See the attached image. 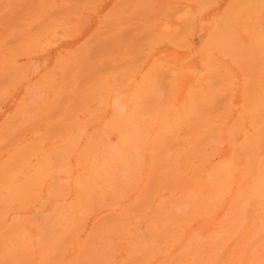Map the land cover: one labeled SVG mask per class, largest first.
Wrapping results in <instances>:
<instances>
[{
    "label": "rangeland",
    "instance_id": "rangeland-1",
    "mask_svg": "<svg viewBox=\"0 0 264 264\" xmlns=\"http://www.w3.org/2000/svg\"><path fill=\"white\" fill-rule=\"evenodd\" d=\"M12 1L14 4H12ZM12 1L11 0L0 1V5H1L0 6V21L1 20L3 21L2 24L0 23V48H1V50H0V61L3 62V63L0 62V78H1L0 79V92H1L0 93V97H1L0 98V127H1L0 131H2V132H0V140L2 141L3 138L6 139L5 140L6 142H4V140L2 141V143L4 142V144H2L0 141V165H1L0 166L1 167L0 168V188H1L0 189L1 190L0 191V208H1L0 209V213H1L0 214V221H2V222H0L1 223L0 224V231H3V230L5 231V232L3 231L4 233L2 232L0 234V235H3V238H1L3 240L0 239V251H1V253H0V264H4V262H5V264H8L10 261L9 258H11V257H13V258L11 259L9 264H26L25 261L28 262L29 260H32L33 256H34V258H33L34 261L32 260L33 261L32 264H38L37 251L42 250L43 248L46 249L50 246L49 242L53 241L52 239L56 235L55 233L58 232V230L61 228V226L63 225L65 220L69 217L71 212H74L73 210H75V209L77 210V204L79 203L78 200L80 201V198H78V196H77L76 187L79 188L77 185L81 186L80 182L82 183V181H83L82 178L86 179L85 175L88 174L90 163L96 168V170L99 169L100 167L102 168L103 163H104V165L108 164L106 166L108 167L109 184L112 187V189L114 190L115 194L119 197V203L122 202V203L126 204V203L133 201V200H136L135 197L137 198L138 192L136 190V186H134L135 190L133 193H131L133 191L132 185H134V184L132 182H130L129 179H130L131 171L133 170V166H135V165L140 166L142 164H139V163H146L149 161L150 152H149V149L147 148V145H146V141L148 139V137H146V136H152V135L156 136L160 133L165 132L166 134H168L169 137H172V136L174 137V135L176 134L175 132H177L176 127L174 125H176L178 123L180 126V123H182L180 121V119H181L180 118V116H181L180 112L184 116L186 109L184 110L183 107L187 108V101L189 100L188 95L194 89H195V91H197L196 88L198 90H199V88L206 89V90L209 89V91H211L210 89L213 90L214 89L213 87L216 86V82H217V79L215 78L217 73H215V72L218 71L219 75L221 77L222 74L224 75L225 72H227V74H225V76H227V75L229 76V74H228V71H229V73L232 76V77L229 76L230 78L227 76L229 79L225 78L226 80L225 79L224 80L226 82L222 79V77L220 78L218 76V79H220L221 80L220 82H222L223 84H221V86L217 85L218 89L223 88L222 89V97L225 98V96H226L227 98H225V100H228V99L231 100L232 99L231 100L232 107H231V105H229L230 107L228 106L229 109L231 108L232 111L229 110V111H226L225 113L222 114V116H224L226 119L225 122H226L227 126H230L231 123L236 119L237 116L246 115L245 110L247 112L250 109L249 108L250 103H252V104L256 103V100L259 98L258 96L257 97H255V96L258 95L256 93H258L257 91L260 90V85H262L264 83V66H263L264 65V57H263L264 52H262V50L264 51V36H263L264 35V0H187V1L186 0L185 1H183V0H152V3L150 0L146 4V5H148L147 6L148 8L145 5V7L147 9H145L144 6H142V2L145 1L144 3H146V1H148V0H142V2L140 0H139L140 2L137 0H99V1L98 0H96V1L95 0H89V1L88 0H68L69 2L67 0H52V1L51 0H38V1L33 0L35 3L32 0H21L22 2L20 0H12ZM39 1H41V5H39L40 4ZM157 1L161 5H159ZM37 2H39V3H37ZM249 2H250V4H248ZM19 3L20 4L23 3V4L20 5ZM87 3H90V4H87ZM136 3H138V4L141 3V7H143V8H141L140 6H137ZM144 3H143V5H144ZM148 3L149 4L151 3L150 4L151 6ZM162 3H164V4H162ZM3 4H4V6H3ZM27 4H29V5L27 6ZM47 4H49V5H47ZM135 4H136V7H135L136 10H134L135 8H133L135 6ZM153 4L156 5L157 9H156L155 5L152 6ZM8 5H9V7H8ZM52 5H53V7H52ZM246 5H247L248 9H247ZM60 6L62 8H60ZM161 6L164 7V9H162ZM65 7H66V9H65ZM150 7H152V8L154 7V10ZM140 8L142 9L143 12L141 11ZM10 9H11V11H10ZM77 9L79 12L77 11ZM240 9H242V10H240ZM260 9L262 12L260 11ZM144 10L145 11L148 10V13L145 12ZM151 10H152V12H151ZM155 10L156 11L158 10V12H156ZM239 10H240V12H239ZM243 10H244V12H243ZM70 11H72L73 13ZM121 11H122L123 15L121 14ZM257 11H260V12H257ZM3 12H5V13H3ZM14 12H16L17 16L20 15L19 16L20 18H18L14 14ZM235 12H236V16L233 17ZM23 13H25V14H23ZM44 13H46V14H44ZM54 13H56V14H54ZM232 13H234V14H232ZM7 14L8 15L13 14V15L8 16ZM47 14H48V16H50V18L47 16ZM69 14H71V16ZM136 14H138V15L136 16ZM251 14H252V16H251ZM60 15L62 17L63 16L64 17L62 18ZM116 15H117V17H116ZM51 16H52V18H51ZM105 16H108L107 18L109 20H106L107 18ZM110 16H112V18ZM143 16H145V17H143ZM227 16H230L231 19ZM3 17H4V20H3ZM22 17H23V20L21 19ZM27 17H29V19H30L29 21H32V22L27 23V21H28ZM239 17H241V18L239 19ZM253 17H255L254 19H257V20L252 21ZM117 18H119V19L117 20ZM227 18H229V20ZM235 20H237V21H235ZM39 21H41V22L43 21V23H41ZM51 21L53 22V24ZM65 21H67V22H65ZM228 21H230L232 23H230V22L227 23ZM9 22H10V25H9ZM54 22H55V24H54ZM57 22H58V24H57ZM4 23L5 24L7 23V25H5ZM11 23H13V24H11ZM31 23H33V24H31ZM38 23H39V25H38ZM46 23H48V24H46ZM17 24H19L20 29H19V26ZM21 24H24V25H21ZM26 24H27L28 28L25 26ZM67 24H68V26H66ZM251 24L253 27L251 26ZM46 25L48 26V28ZM230 25H231V27H230ZM9 26H11V28H10L11 30L9 29ZM29 26L32 27V29L29 28ZM44 26L47 29L46 31H45ZM53 26H55V27H53ZM64 26H65V28H64ZM98 26H99V28H98ZM117 26H119V27L123 26V28L120 30L119 28H117ZM5 27H7L8 29H6ZM12 27H14V29ZM15 27H16V29H15ZM250 27H251V29H250ZM22 28L28 29V31L25 30V34L27 32H29V30H30V32H32V34L27 33L26 36L25 35L23 36L22 34H24V32H23L24 30H22ZM35 29L37 31H38V29H41V30H43V32L45 31L44 32L45 34L42 33L41 30H40V33L36 32ZM52 29H53V31H52ZM14 30H15V32H14ZM21 30H22V33H21ZM48 30L51 32H48ZM216 31H217V33H216ZM16 32H18V33L15 36ZM34 32H35V35H34ZM234 32H236V33L234 34ZM257 32H259V33H257ZM102 33H103V35H102ZM91 34H93V35H91ZM27 35L29 37H27ZM33 35L36 38L35 41L31 40V39H35ZM104 35L106 37L107 36L108 37L106 38V37H104ZM215 35L217 36V38ZM114 36H115V38H118V37L120 38V41H119V38H118V40L113 39L114 41H117V42H115V43H117V47H119L118 44H120V43L122 44L123 41H125V43H126V41H128L126 44L129 46L126 45L127 47H125L126 50L128 49V52L125 51V48H124L125 45L122 47V48H124L123 49L124 51L123 50H121V51L124 52V54L126 52L127 55H129V59L133 57L132 61H133V59L136 58L134 60V62H132L135 64L132 65L133 67L131 66V68L137 67L136 69H134L135 70L134 71L135 76L129 75L128 72H127L128 75L126 74L127 69H125V68H127L126 66L128 64H130L129 61H131L127 58V56L119 54L116 56V59L115 58L113 59V57H111V55H113L114 51L116 52V54H117V52L120 53L118 51L119 49L117 47H115V50H114V48H113L114 46L112 44H110L111 41L107 42V40H106V39L112 40V37L114 38ZM260 36H261V38H260ZM25 37H27L31 41L30 40L28 41V39ZM109 37H111V38L109 39ZM143 37H145V39ZM148 37L150 40L157 38L156 44L153 40H151V42H153L154 44L149 46L150 43L149 44L147 43V46H146L144 40H146V42H148L147 41ZM256 37H258V38H256ZM37 38H38V40H37ZM93 38H94V40H93ZM95 38L99 39L100 41L95 39ZM124 39H126V40H124ZM212 39L216 40L219 44L221 43L220 45L215 44V46L216 45L219 46L220 51L216 49L217 46L215 47L216 51L214 50V47L211 48L213 45L210 47V44L208 42H211V41L213 42ZM160 40H161V42H160ZM32 41H34L35 43L34 42L32 43ZM95 41L98 42L99 44L94 43L95 45L94 44L90 45L92 48H89V44H92L91 42H95ZM140 41H141L140 45L142 47L140 46L141 49L136 50L138 48L134 47V45L136 44V46H138L139 43H137V42H140ZM204 41H205V43H204ZM82 42L87 43L88 44L87 47L91 51L88 52V49L85 51L86 46L82 45L83 46L82 47L81 46V44H83ZM159 42H160V44H159ZM31 43H32V45L30 46L31 49L29 51L26 47L29 48L28 45H30ZM100 43H102L104 45V47ZM130 43H132L131 45H133V48H134L133 51L132 50L130 51V46H131ZM35 44H37V45H35ZM42 44L45 47H43ZM143 44H144V47H143ZM157 44H159V45H157ZM212 44H214V42ZM240 44L242 45V47ZM79 45L81 47V51L83 50L81 53L83 54V52L84 53L86 52L83 55V57H81L82 59L84 58V60L86 62H84L82 60L80 61V59H78L81 63L78 62L77 63L78 65H75V64H73V62L75 60H77V58L79 57V53H78L79 51L76 52V54L73 51H76L77 50L76 47ZM101 46H102V48H101ZM206 46H209L208 48H210V50H209L210 52L208 51V49L205 48ZM15 48H18L20 50V52H18L19 51L18 49H17L18 51L17 50L15 51ZM32 48H34V49H32ZM43 48H44V51H43ZM79 48H78V50H79ZM98 48L100 49V53H102L103 55L99 53ZM103 48L105 50L104 52L101 51V49H103ZM133 48H131V49H133ZM151 48H153V49H151ZM201 48L204 50H202ZM260 48H262V50ZM92 49H95V50L97 49V52L94 50L92 51ZM106 49H108V50L106 51ZM226 49H229V50H226ZM245 49H246V51H245ZM12 50H14L15 52L14 51L12 52ZM112 50H113V52H112ZM199 50H202L201 52H203V53L205 50H207L210 53L211 58H210V56L207 55L209 53H205V55L204 54L202 55L203 57L205 56L206 59L209 57V59H208L209 62L206 59H205L206 61L203 60V61H205V63L200 60L202 58L201 53L200 52L195 53V51H199ZM224 51H226V52H224ZM229 51H231L234 54L233 56L235 58L239 57V56L240 57L233 59L232 57H230L232 54ZM90 52H95V53H93V55L95 54V56H93L92 53H90ZM105 52H107V53L110 52V55L108 56ZM133 52L135 54L138 53L139 55L138 54L135 55V54H133ZM141 52H144V53L146 52V55L143 54L140 56ZM147 52H149V53H147ZM227 52L231 55L228 57H224V56H226L225 54H227ZM18 53L19 54L24 53L25 55L24 54L19 55ZM73 53H74V55H73ZM191 53H193V54H191ZM249 53H250V56H248ZM15 54H18V55H16V58H15V56H13ZM88 54H91V56L90 55L88 56ZM105 54L108 56V57L105 56V58L107 57L110 61H112L110 63L107 61L109 63V65H107L105 63L106 60H108V59H106L104 62H100L101 60L99 58H102ZM195 54H196V56H195ZM229 54H227V55H229ZM238 54H240V55L238 56ZM21 55H24V56H21ZM72 55H73V57H72ZM147 55H149V56L147 57ZM206 55L208 57H206ZM241 55L244 58L242 61L240 60L242 58ZM19 56H21V57H19ZM99 56H101V57H99ZM144 56L147 57L148 60ZM253 56L255 59L252 58ZM255 56H257V57H255ZM2 57H3V59H1ZM94 57L100 60V61L99 60L98 61L100 62L99 64H101V67L99 66V64L97 65V63H98L96 61L97 59L95 60ZM143 57L147 61L142 60ZM245 57L250 58V61L252 58L254 60V62H253V60H252V62H249V59L248 58L246 59ZM258 57H259V60H258ZM14 58L16 59V61ZM70 58H71V60H69ZM73 59H74V61H73ZM57 60H59V62ZM62 60L64 62H62ZM125 60H127V61L125 62ZM136 60H137V62H136ZM185 60H186V62H185ZM255 60H258V62H255ZM71 61H73V62H71ZM94 61H96V62L94 63ZM102 61H103V59H102ZM122 61H124L127 65H125V63ZM138 61H139V63L144 61V63L139 64ZM233 61H235V62L233 63ZM239 61H241V63ZM66 62H68V63H66ZM90 62H92L93 64H91ZM121 62L125 65V67L124 66H123V68L121 67L123 65V64H121ZM153 62H154V64H153ZM4 63H5V66H4ZM28 63H29V68L27 66ZM70 63H72L77 69H79V68H81V69L77 70L74 67V73H71L72 72L71 68L73 67V65L71 64L72 67H70ZM74 63H76V62H74ZM85 63H86V65H85ZM111 63L114 64L113 67L111 66ZM137 63H138V65H137ZM157 63H158V66H157L158 68L156 67L157 68V70H156L155 64H157ZM250 63H251V65H250ZM252 63L254 64V66H252L253 65ZM257 63L261 64V67H259L260 65ZM20 64L23 65L24 69L22 68V65L20 66ZM79 64H82L81 66L85 68V71H87V69L91 66L92 70L88 69V72H89V70H91V72H89V75L87 72L84 71V69L82 67H80ZM89 64H91V65H89ZM104 64L107 65L106 66L107 68L105 67ZM150 65L152 67H154L153 69H155V71L152 69V67L150 68ZM210 65H211V67L208 69H210L211 71H209L208 73H210L211 75H209L207 73L208 69L203 75V72L205 71V68H206L205 66L209 67ZM248 65H250V66H248ZM85 66H87L88 68L86 69ZM97 66L99 67L98 70L96 68ZM116 66H117V68H116ZM54 67L55 68L57 67V69L60 68V70H57V69L54 70L55 69ZM61 67L63 68V70ZM67 67H68V69H66ZM102 67H103V69H102ZM109 67H111L113 69H110ZM114 67L117 69V71H116L117 75L116 74H114V75L109 74V76H108V73L110 71H111L110 73H112V70L113 71L116 70ZM120 67L122 70L120 69ZM160 67H161V70H160ZM225 67H226L227 71L225 70ZM239 67H240V69H239ZM20 68L23 70H21ZM94 68H96V69H94ZM128 68L131 70L130 65H128ZM243 68L246 70V72H248V71L250 72V73H248L249 76H250V74H252V75L255 74L256 77L254 75L253 76L251 75L252 77L250 76V78H248L247 75H244L245 72L241 73V72L245 71ZM249 68H250V70H248ZM258 68H262L263 72H262V70H258ZM13 69H15V70H13ZM99 69L102 70L101 71L102 73L106 71L105 72L106 75L103 77H106L107 80L108 79L110 80V81L106 82L107 84L103 83L105 86L102 85L104 78L103 77H102L103 79L100 78L101 77L100 75H102V74H101ZM109 69H110V71H109ZM119 69H120V73H122V74L119 73V71H118ZM158 69L161 73L163 72L165 74L161 75L160 73H157ZM168 69H169V71H168ZM174 69L176 70V72H174L175 71ZM188 69H190V71ZM213 69H215V70L213 71ZM186 70H188V71H186ZM20 71H22V72H20ZM77 71H79V72H77ZM121 71H123V72H121ZM132 71H131V74H132ZM164 71H166L167 73ZM258 71H261L260 75L257 74V73H259ZM8 72H10V73H8ZM82 72H85L87 74L84 75ZM93 72L94 73H97V72L100 73V75L98 73L99 77H96V78H98V80H96L97 82L95 81L96 84L98 82L102 81L101 84L98 83L96 85L94 83V87L96 86V89H97L99 87L98 85L104 86L105 87L104 90H106V91H104L103 89H101L103 91H100L99 88H101V87H99L97 90L102 92V93H100V92H99L100 94L94 93L95 95L94 96L92 95L93 98H91L90 93H91L92 89L90 90L91 85L89 86V84H91L92 81L95 79V77H94V79L92 80V78H93L92 76H94V75L96 76V74H93ZM22 73H23V76L21 75ZM75 74H76V76H75ZM77 74H78V76H77ZM79 74L84 75V76H81ZM91 74H93V75H91ZM158 74H160V79H158L159 78ZM173 74L174 75L177 74V75H175V78L174 77L170 78L169 76L171 75V77H172ZM178 74H180V75H178ZM214 74H215V76H214ZM53 75H55L54 79H53ZM257 75L259 77H257ZM79 76H81V78H78ZM161 76H162V78H161ZM165 76H167L166 77L167 80H165L166 79ZM5 77L8 78V80H6ZM9 77H12V78L9 79ZM39 77L53 81V82L50 83L47 80L44 82L43 81L44 79L41 81L39 79ZM75 77H76V79H74ZM122 77L123 78L126 77V79H128V80L125 81V79L123 80ZM112 78H114V79H112ZM176 78H177V80H175ZM198 78L200 80L197 81ZM257 78L258 79L260 78V80H256ZM81 79H82V81H81ZM84 79L87 80L86 85L84 83V81H85ZM145 79H147V81ZM213 79H216V80H214V82H213ZM254 79H255V81H253ZM79 80H80V82H78ZM162 80L163 81L165 80L166 83H165V81L162 82ZM174 80H175V82H174ZM5 81H6V83H5ZM14 81L16 82V84ZM72 81L74 82L73 85L71 84ZM119 81H121L122 84L124 82V84H123L124 88L121 87L122 84H120ZM143 81H145L146 83H144ZM148 81L151 82V84ZM231 81L234 82L233 85H232ZM247 81L248 82L251 81V84L249 83L250 84L249 85ZM256 81H258L259 83H262V84H260L259 86L256 85L255 87H257V88L253 89L252 84L253 85H255V83L259 84ZM10 82H11V84L14 82V84L11 85ZM43 82L45 84H43ZM220 82H218L217 84H219ZM252 82H254V83H252ZM2 83L4 85L1 86ZM60 83H62V84H60ZM76 83H78V85ZM115 83L117 85H115ZM176 83H178V85H176ZM228 83L231 84L233 86V88H228L231 86V85L227 86ZM246 83H247V86H245ZM113 84H114V86H113ZM138 84H139V86H138ZM153 84L155 86H157L154 89H153V86H154ZM171 84L173 86H171ZM46 85L49 86L48 87L49 89L51 87V89L50 90L46 89L47 88ZM84 85H85V87H87V89L84 88ZM142 85H143V87H147L148 85L149 86L145 89H142L143 88V87L141 88ZM174 85H176V87ZM198 85H199V87H198ZM201 85H202V87H200ZM44 86H45V88H43ZM62 86H63V88H61ZM107 86H109L113 89L108 88ZM192 86L194 89L192 88ZM249 86L252 88L251 91H250ZM149 87H150V89H148ZM80 88H81V91H82V89L84 90V92H82V93L83 94L85 93L84 94L85 96L81 93H77L80 90ZM115 88H117V89H115ZM168 88H170L171 90H169ZM226 88H227V90L232 89V91L227 92V90H224ZM243 88L248 89L249 91L245 90ZM65 89H66V91H65ZM70 89H71V91H70ZM146 89H148V91L151 90V92L153 90L156 91V92H152L153 96H155V98L152 96L155 99V101L151 96L148 95L149 92L146 93V91H147ZM173 89H174V91H173ZM3 90H5V91H3ZM51 90L53 91V93ZM85 90H87V91H85ZM112 90H114L115 92L114 91L112 92ZM116 90H118V91H116ZM243 90H245V91H243ZM57 91H59L61 93V96H60L59 92L57 93ZM69 91L72 92V94ZM93 91H96L95 88ZM246 91H247V93L249 92V94H247ZM3 92H5V93H3ZM55 92L57 93L56 94L57 96L54 95ZM144 92L147 95L144 94ZM173 92H175V93H173ZM188 92H189V94H187ZM231 92L233 93V95L231 94L232 96L230 97V96H228V94H230ZM253 92L254 93L256 92V93L254 94ZM170 93L173 96L172 98H171V96H167V94H170ZM6 95H8V96H6ZM70 95H71V97H70ZM76 95H79V97H77V99H76ZM144 95L149 96V98H151V99L148 98V100L145 101V99L147 97L146 96L144 97ZM243 95L244 96L246 95L245 97H247V99ZM59 96H60V98H59L60 100L58 99ZM80 96H84V98L86 97V100L82 99L83 97H80ZM140 96H143V97H140ZM53 97H54L53 101L57 100V99L58 100L55 102H50V101H52L51 98H53ZM250 97H251V100L248 101L250 99ZM35 99L38 102L37 104H35L36 103ZM95 99H96V103L94 102ZM21 100L23 102H21ZM33 100H34V102H33ZM44 100H46V101H44ZM68 100H71V101L69 102ZM73 100H74V102L77 101L76 102L77 104L74 105ZM82 100L85 102H82ZM156 100H157V104H158V102L160 104V105L158 104V107L156 104ZM87 101H88V103H87ZM151 101H152V103H151ZM161 101L163 103H161ZM251 101H253V102H251ZM52 103H55V104H52ZM62 103H63V105H62ZM90 103H92V105ZM104 103H105V106L103 105ZM148 103H151V104L148 105ZM184 103H185V105H184ZM246 103L248 104V106ZM25 104L28 106V108L25 107ZM106 104L108 106H106ZM242 104L243 105L245 104V106L242 107L243 106ZM252 104H251V108H252ZM38 105H40V106H38ZM69 105H71V106H69ZM95 105H98V106L95 107ZM155 106H156V109H158V110L154 109ZM255 106H257V105H255ZM18 107H20V108H18ZM34 107H35V109H33ZM72 107H74V108H72ZM75 107H79V108L81 107V110L79 108H75ZM46 108L48 110H46ZM67 108H69V109H67ZM148 108H149V110H148ZM20 109H21V112H20ZM70 109L71 110L74 109V111L72 110L73 115L71 114ZM75 109L78 110V113H77V110H75ZM166 109L169 112H167ZM25 110L27 111L28 114H26ZM87 110H88V112H87ZM155 110L157 111V113L155 112ZM14 111L20 112V113H15ZM32 111H34V114ZM59 111H62V112H59ZM65 111H67V112L65 113ZM68 111H70V113H68ZM81 111H83V112H81ZM22 112L24 113V115H22ZM42 112H43V114H42ZM89 112L91 114H94V115H91ZM151 112L153 113L152 115L150 114ZM249 113H250V110H249ZM249 113L247 112L248 115H249ZM15 114H18V115L16 116ZM41 114H42V116H41ZM63 114H65V115H63ZM68 114H71L72 116L68 115ZM76 114H77V117H76ZM239 114H241V115H239ZM62 115L64 116V118ZM90 115L93 116V118L90 117ZM49 116H50V118H49ZM38 117H40V118H38ZM58 117H60V118H58ZM74 117L77 119H75ZM5 118H7V119H5ZM46 118H47V120H46ZM67 119L68 120L70 119V120L68 121ZM20 120H22L24 123L22 122V124H18V123H21ZM71 120H73L74 122ZM85 120H87V121L84 122ZM57 121L59 122L58 124L54 123ZM175 121H177V122H175ZM178 121H180V123ZM8 122L11 124H9ZM66 122H67V126H66ZM71 122H73L74 124L73 123L71 124ZM166 122H168V124H166ZM27 123H28V125H27ZM162 123H165V127L162 126V125H164ZM24 124H26V125H24ZM3 125H5L4 127H8L9 129L8 128L5 129L4 127L2 128ZM14 125H15L16 129H15ZM21 125H22V127H21ZM75 125H77L76 128H75ZM80 126H81V128H80ZM50 127L52 128V130ZM148 127H150V128H148ZM53 128H54L55 132L57 131L56 133L53 131ZM25 129H26V131H25ZM151 129H152V131H151ZM15 132H17V133H15ZM23 132H25L26 134H22ZM38 132H39V135H38ZM2 133H3V135H2ZM60 133H62V134H60ZM42 134H43V136H42ZM37 135L39 137H37ZM217 135H218V137H216V138L213 137V141H216L217 144H216V142H214V143L208 144L206 146V147L210 146L206 150H207V152H209L211 154V156L213 155L211 160H209L210 162H208L209 168L211 169V171H214V170L217 171V173H215V171L212 172L209 175V177L217 176L218 179H220V178H221V180L225 179V178H222V177H224V175H223L224 171H225L224 172L225 175H226V173L227 174L229 173L228 174L229 177L232 174H234V175H232V177H231L232 179L230 178V180H232V182L229 181V179H228V182L226 181V179L223 180L224 185H226V183L231 184V185L229 184V186H227V188L221 182V184L224 186L223 190H224L226 199L223 201L224 203H223L222 207L215 214L212 215L213 218H211V219L207 218L205 221L203 218L197 217V212H199L198 208L193 206L191 202H189L187 204L186 200L183 199L184 193L186 192V190L183 189V186H181L179 188L180 189L179 191L174 192V193L170 190H169L170 192L169 191L165 192L166 191L165 190L162 192V196H161V200H163V202L168 203L172 207H177L178 211L181 209L180 211H184L185 213L188 214L187 217L190 216V218L195 219L192 223H190L191 221L188 223L187 229H190L189 231H191V232L192 231H195L196 233L200 232L202 236L206 235L207 233H208V235H212L215 232V230H214L215 227L221 225V223H222L221 222L222 221V215L224 213H225V215H226V213H227V215H231L234 213L235 214H241V208L239 207V205H237L238 201L241 200V197L243 198L246 194H249V192L247 190L239 187L240 186L239 183H241L240 181L242 179H244V177H246V168H247V164H245L247 162V158L245 157L246 154L241 150V146L239 144L240 140L235 138V141H234V139H233L234 137L232 135H231V137H229L230 133L227 132L226 128L223 129L222 131H220V135L219 134H217ZM15 136H16V138H13ZM228 137L232 138L233 141H232V139H230L232 142L228 141ZM40 138H42L41 139L42 141L44 139V141L41 144H39L41 141H38V140H40ZM67 139H68V141H67ZM72 139H73V141H72ZM15 140L17 141V143H15L16 142ZM32 140H33V142H32ZM36 141L38 144L36 143ZM69 141L71 144L66 143ZM25 145H30V147L25 146ZM55 145H57V146H55ZM59 145H60V147H59ZM213 145L218 146V147L215 146L217 149ZM33 146H34V148H33ZM27 147L30 149H28ZM61 147H63V148H61ZM20 148L22 150H20ZM26 148L28 151L26 150ZM2 149L3 150L6 149V151L5 150L2 151ZM38 149L40 150V152H38V154H37V151H39ZM52 149H56L57 153H56V151H54ZM35 150H37V151H35ZM51 150H52V152H50ZM58 150H60V152ZM212 150L215 151V154L211 153ZM19 151H21V152H19ZM65 151L67 152V154ZM12 152L14 153L13 155H11ZM17 152L19 153V159L17 157L18 156ZM30 152H32V157H31ZM33 152H35L37 155H34ZM20 154H22V155H20ZM13 156H15V157H13ZM49 156H50V158H49ZM23 157H25V158H23ZM171 157L173 159H174V157L178 158V156L175 152L171 153ZM61 158L63 159V162H62ZM177 158H176V160H177ZM47 159L50 161H48ZM5 160H6V162H5L6 164L4 163ZM29 160H31V161H29ZM36 160H38V161L40 160L41 161L40 163L43 164V166L41 164H39L38 161H36ZM53 160H55V161H53ZM233 160L235 161V163ZM20 161H21V164L19 165ZM35 162H37V163H35ZM8 163L10 165H8ZM53 163H54V166H52ZM15 165H17V166H15ZM32 165H33V167H30ZM14 166H15V168H14ZM47 167L49 168L50 172L48 170H46ZM236 167H238V168H236ZM243 167H246L245 170H243L244 169ZM41 168H42V170H41ZM7 169L9 170L8 173L9 172H11V173L7 174ZM86 169H87V171H84ZM17 170L21 171L22 173L19 175V173H18L19 171L16 172ZM37 170H39L41 172H38ZM228 170H231V171H228ZM1 171H3V173ZM242 171H243V173H242ZM253 171L255 172V170H253ZM253 171H252V173H253ZM14 172H15V174H14ZM257 172H258V170H257ZM5 173H6V176H5ZM219 173H221V174H219ZM30 174H32V175L29 177ZM44 174L45 175L48 174V175H46L47 177L42 179L40 176L44 177L45 176ZM214 174H216V175H214ZM38 175H39V177H38ZM82 175H84L85 177H83ZM34 176H36L37 178L35 179ZM80 176H82V178H80ZM228 176H227V178H229ZM5 177H6V179H4ZM1 179H2L3 183L1 182ZM26 179H29V180L26 181ZM40 179H42L43 183H41ZM78 179H80V180H78ZM16 180H17V183H16ZM19 182H21V183H19ZM24 182H25V184H24ZM129 182L132 184L131 186L129 185ZM32 183H33V186H32ZM39 183H41L42 185ZM35 184H37L38 187ZM9 186H11V187H9ZM16 187H17V189H16ZM13 189H14V191H13ZM18 190L20 191V193H17V192H19ZM24 190L26 193L24 192ZM238 190H239V192H238ZM12 191L14 193L16 192L17 194L12 193ZM241 191L242 192L244 191L243 194H241ZM11 194H13V195H11ZM22 194L24 195L25 198L21 197ZM14 195L16 197H13ZM17 195H19L20 198H18ZM26 197L28 199L30 198V201L27 200ZM19 200H20V202L23 203V204H21L22 207L19 205L20 204V202H18ZM35 200H36V202H35ZM23 201L25 203H27V205H30V206H26V204ZM31 202H32V204H31ZM172 202H174V203L172 204ZM178 202H181L180 203L181 205H177ZM234 202H235V204H234ZM182 204H184V205L182 206ZM185 204L189 207L188 209H186L187 207ZM5 206H7L9 208H6ZM262 206H264V203ZM230 207H233V208L230 209ZM4 208H6V209H4ZM229 209L233 210V211H230ZM236 209H237V211H236ZM2 211L4 213H2ZM186 211H190V213H188ZM80 213H82V212H80ZM24 216H25V218H23ZM26 217H28V219H29L28 221L31 220V222H28ZM22 218L25 220H23ZM86 220H87L86 225L89 227L93 222V215L92 216L89 215V217L86 218ZM4 221H5V223H4ZM25 221H26V223L23 224L22 222H25ZM150 222H151L150 219H148V218L145 219V224L150 223ZM219 222H220V224H219ZM19 223H22L20 225L21 227L19 225H17ZM8 224L9 225L13 224L14 226L15 225H17V226L14 227L12 225L13 228L11 227V229L8 226V230H7ZM25 227H26V229H24ZM132 228L133 229L130 230L129 237L125 238L126 240H129V242L126 241L125 239L122 240V239H119L116 236H114V237H111L113 242L111 239H109V241H107L105 245H103V244L99 245V243L95 245V248L102 245L101 246L102 248L99 247V249L102 251V253H101V251H98V249L94 248L95 249L94 253H97V256L99 258L101 256V258H102V259H100L101 260L100 264H109V263L110 264H117V262L123 256L126 255L125 251L127 252V250H131L134 247L133 242L135 241V239L138 238L137 237L138 234H136V233H139L140 234L139 236L141 237L142 236V233H141L142 228L140 230H137V231H136L135 227H132ZM27 232H29V233H27ZM132 232H133V235H132ZM11 233H13V235ZM23 233H24V237H22ZM30 233L32 235V239L34 240L33 241L34 246L36 247V248L34 247L36 250L34 249L35 252L33 255L31 253L33 250L22 253L23 247L26 248L25 246L27 244L26 241H23V239L24 240L27 239V238H25V236L30 237L31 236ZM7 234H11V237ZM82 234H84V233H82ZM4 235H5V237H4ZM84 235H83V237H84ZM8 237L11 238L10 241H9ZM4 238L7 239L6 242H4L5 241ZM38 238H40L39 241H38ZM131 238L133 239V242H131V245L128 246V243H130ZM207 238H206V240H207ZM12 240H16V241L18 240V241L12 242ZM20 241L21 242L23 241V243H21ZM19 242L21 245H19ZM24 242L26 243L25 246H23ZM110 242H112L111 245L109 244ZM52 243H51V245H52ZM115 243H118V244L120 243L119 247L116 246ZM171 243L172 242L169 241L168 245H167V243H166V245L160 244L161 248L158 249V251L159 250L160 251L157 253V255H155L154 258H152L146 264H159L160 262H162L160 264H173V260H175L173 258L174 256H178L179 258L176 257L179 260L177 262H179L180 264H183V261L182 262L180 261V258H181V260L183 258L181 257V255L180 256L178 255L181 253L179 245L173 244V243L171 244ZM206 244H207V242H206ZM37 245L39 248L37 247ZM108 245H109V250L107 249ZM45 246H48V247L45 248ZM171 248H173V249H171ZM166 249L168 252L170 251V253L166 252ZM120 250H121V252H120ZM8 251H10V252H8ZM24 251H26V250L23 249V252ZM105 251H107V252H105ZM15 252H16V254H15ZM17 253H19L20 257L18 256ZM26 253H29L32 256H30L29 254H26ZM104 253L107 254L105 257H104V255H105ZM2 254L4 255V257ZM22 254L30 256V258L27 256L23 258V257H21ZM69 255H70V251H68V256ZM97 256L95 255L94 257H97ZM5 257H6V259L4 261L3 259ZM106 257H108V258H106ZM111 257H115L116 259H113V258L111 259ZM166 257H167V259H166ZM20 258H23V259L27 258L28 261L23 260V259L19 260ZM171 259H173V260H171ZM28 264H30V263L28 262Z\"/></svg>",
    "mask_w": 264,
    "mask_h": 264
},
{
    "label": "bare ground",
    "instance_id": "bare-ground-1",
    "mask_svg": "<svg viewBox=\"0 0 264 264\" xmlns=\"http://www.w3.org/2000/svg\"><path fill=\"white\" fill-rule=\"evenodd\" d=\"M0 1H2V0H0ZM4 1H6V0H4ZM12 1V0H11ZM21 1V0H20ZM33 1V0H32ZM36 1V0H35ZM38 1V0H37ZM52 1V0H51ZM68 1V0H67ZM89 1V0H88ZM96 1V0H95ZM99 1V0H98ZM137 1H139V0H137ZM141 2H142V0H140ZM139 1V2H140ZM150 0H148V1H146V3H144L145 1H143L142 2V6H144V8L145 9H147L148 7V5H146L147 4V2H149ZM183 1H185V0H183ZM187 1V0H186ZM22 2V1H21ZM30 2V1H29ZM34 2V1H33ZM40 2V4L39 5H41V1H39ZM39 2H37V3H39ZM69 2V1H68ZM67 2V3H68ZM131 2V1H130ZM155 2V1H154ZM153 2V3H154ZM158 2V1H157ZM168 2V1H167ZM193 2V1H192ZM195 2V1H194ZM248 2V1H247ZM255 2V1H254ZM3 3V2H2ZM1 3V4H2ZM9 3V2H8ZM18 3V2H17ZM28 3V2H27ZM35 3V2H34ZM92 3V2H91ZM143 3H144V5H143ZM151 3H152V0H151ZM150 3V4H151ZM240 3V2H239ZM243 3V2H242ZM257 3V2H256ZM12 4H14L13 3V1H12ZM20 4V3H19ZM23 4V3H22ZM22 4H20V5H22ZM26 4V3H25ZM87 4H90V3H87ZM86 4V5H87ZM133 4V3H132ZM137 4V6H140L141 7V3H136ZM136 4H135V6L133 7V8H135L136 7ZM149 4V3H148ZM149 4V5H150ZM157 4V3H156ZM158 4L159 5H161L159 2H158ZM162 4H164V3H162ZM201 4V3H200ZM248 4H250V2L248 3ZM29 4H27V6H28ZM31 5V4H30ZM34 5V4H33ZM47 5H49V4H47ZM54 5V4H53ZM53 5H52V7H53ZM85 5V6H86ZM145 5H146V7H145ZM155 4H153L152 6H154ZM253 5V4H252ZM257 5V4H256ZM1 6V5H0ZM3 6H4V4H3ZM13 6V5H12ZM124 6V5H123ZM128 6V5H127ZM133 6V5H132ZM151 6V5H150ZM255 6V5H254ZM8 7H9V5H8ZM17 7V6H16ZM31 7V6H30ZM64 7V6H63ZM155 7H156V5H155ZM232 7V6H231ZM230 7V8H231ZM235 7V6H234ZM233 7V8H234ZM239 7V6H238ZM246 7H247V5H246ZM256 7V6H255ZM21 8V7H20ZM29 8V7H28ZM39 8V7H38ZM60 8H62L61 6H60ZM122 8V7H121ZM141 8H143V7H141ZM140 8V9H141ZM150 8H152V7H150ZM161 8L162 9H164V7H162L161 6ZM6 9V8H5ZM34 9V8H33ZM53 9V8H52ZM58 9V8H57ZM65 9H66V7H65ZM76 9V8H75ZM88 9V8H87ZM138 9V8H137ZM153 10H154V7L152 8ZM156 9H157V7H156ZM238 9V8H237ZM244 9V8H243ZM247 9H248V7H247ZM25 10V9H24ZM28 10V9H27ZM59 10V9H58ZM134 10H136V8L134 9ZM149 10V9H148ZM148 10L147 11H145V12H147L148 13ZM228 10V9H227ZM240 10H242V9H240ZM240 10H239V12H240ZM251 10V9H250ZM254 10V9H253ZM8 11V10H7ZM10 11H11V9H10ZM33 11V10H32ZM45 11V10H44ZM56 11V10H55ZM77 11H78V9H77ZM76 11V12H77ZM113 11V10H112ZM141 11H142V9H141ZM156 11V10H155ZM162 11V10H161ZM232 11V10H231ZM255 11V10H254ZM260 11H261V9H260ZM260 11H257V12H260ZM9 12V11H8ZM17 12V11H16ZM16 12H14V14L16 15ZM70 12H72V11H70ZM75 12V13H76ZM79 12V11H78ZM124 12V11H123ZM143 12V11H142ZM151 12H152V10H151ZM156 12H158V10L156 11ZM234 12V11H233ZM243 12H244V10H243ZM262 12V11H261ZM3 13H5V12H3ZM22 13V12H21ZM32 13V12H31ZM51 13V12H50ZM53 13V12H52ZM58 13V12H57ZM73 13V12H72ZM74 13V14H75ZM141 13V12H140ZM23 14H25V13H23ZM22 14V15H23ZM33 14V13H32ZM44 14H46V13H44ZM54 14H56V13H54ZM59 14V13H58ZM61 14V13H60ZM121 14H122V11H121ZM144 14V13H143ZM227 14V13H226ZM232 14H234V13H232ZM238 14V13H237ZM8 15V14H7ZM6 15V16H7ZM13 14H11V15H8V16H12ZM27 15V14H26ZM52 15V14H51ZM65 15V14H64ZM67 15V14H66ZM70 16H71V14H69ZM68 15V16H69ZM73 15V14H72ZM120 15V14H119ZM123 15V14H122ZM121 15V16H122ZM138 14H136V16H137ZM145 15V14H144ZM150 15V14H149ZM243 15V14H242ZM256 15V14H255ZM4 16V15H3ZM17 16V15H16ZM20 16V15H19ZM19 16H17L18 18H20ZM31 16V15H30ZM29 16V17H30ZM43 16V15H42ZM47 16H48V14H47ZM53 16V15H52ZM52 16H51V18H52ZM57 16V15H56ZM61 16V15H60ZM154 16V15H153ZM152 16V17H153ZM233 16V15H232ZM236 16V12H235V14H234V16L233 17H235ZM251 16H252V14H251ZM14 17V16H13ZM12 17V18H13ZM29 17H27L28 18V21H27V23L28 22H32V21H29L30 19H29ZM49 18H50V16H48ZM62 17V16H61ZM64 17V16H63ZM62 17V18H63ZM67 17V16H66ZM106 18L108 17V16H105ZM111 18H112V16H110ZM116 17H117V15H116ZM143 17H145V16H143ZM227 17H229L230 18V16H227ZM6 18V17H5ZM11 18V19H12ZM26 18V19H27ZM56 18V17H55ZM61 18V19H62ZM110 18V19H111ZM229 18H227L228 20H229ZM241 17H239V19H240ZM255 17H253V20L252 21H254V20H257V19H254ZM7 19V18H6ZM9 19V18H8ZM22 20H23V17L21 18ZM25 19V18H24ZM37 19V18H36ZM43 19V18H42ZM67 19V18H66ZM119 18H117V20H118ZM231 19V18H230ZM233 19V18H232ZM237 19V18H236ZM3 20H4V17H3ZM41 20V19H40ZM51 20V19H50ZM60 20V19H59ZM105 20V19H104ZM103 20V21H104ZM106 20H109L108 18L106 19ZM141 20V19H140ZM139 20V21H140ZM147 20V19H146ZM44 21V20H43ZM43 21L41 22V21H39V22H41V23H43ZM68 21V20H67ZM67 21H65V22H67ZM235 21H237V20H235ZM239 21V20H238ZM241 21V20H240ZM2 20L0 21V23L2 24ZM24 22V21H23ZM52 22V21H51ZM230 21H228L227 23H229ZM62 23V22H61ZM60 23V24H61ZM118 23V22H117ZM123 23V22H122ZM230 23H232V22H230ZM237 23V22H236ZM5 24V23H4ZM11 24H13V23H11ZM31 24H33V23H31ZM46 24H48V23H46ZM52 24H53V22H52ZM54 24H55V22H54ZM57 24H58V22H57ZM110 24V23H109ZM235 24V23H234ZM5 25H7V23L5 24ZM9 25H10V22H9ZM18 26H19V24H17ZM21 25H24V24H21ZM38 25H39V23H38ZM50 25V24H49ZM102 25V24H101ZM229 25V24H228ZM233 25V24H232ZM27 28H28V26H27V24L25 25ZM31 26V25H30ZM29 26V28H31L32 29V27H30ZM47 26V25H46ZM66 26H68V24L66 25ZM100 26V25H99ZM99 26H98V28H99ZM113 26V25H112ZM216 26V25H215ZM251 26H252V24H251ZM8 27V26H7ZM7 27H5L6 29H8ZM23 27V26H22ZM50 27V26H49ZM53 27H55V26H53ZM52 27V28H53ZM121 27V26H120ZM119 26H117V28H119L120 30L123 28V26L120 28ZM230 27H231V25H230ZM253 27V26H252ZM11 28V26H9V29ZM13 29H14V27H12ZM36 28V27H35ZM38 28V27H37ZM44 28H45V31L47 30L46 29V27L44 26ZM43 28V29H44ZM47 28H48V26H47ZM57 28V27H56ZM64 28H65V26H64ZM12 29V30H13ZM15 29H16V27H15ZM18 29V28H17ZM19 29H20V26H19ZM54 29V28H53ZM53 29H52V31H53ZM118 29V30H119ZM239 29V28H238ZM250 29H251V27H250ZM11 30V29H10ZM22 30H24L23 32H24V34H22L23 36L25 35L26 36V34L27 33H31L32 34V32H30V30H29V32H27L26 34H25V30L26 31H28V29H23L22 28ZM22 30H21V33H22ZM36 30V29H35ZM34 30V31H35ZM40 30L41 29H38V31L36 30V32H39L40 33ZM50 30V29H49ZM48 30V32H51V31H49ZM68 30V29H67ZM116 30V29H115ZM226 30V29H225ZM237 30V29H236ZM42 31V33H44L43 32V30H41ZM56 31V30H55ZM69 31V30H68ZM76 31V30H75ZM109 31V30H108ZM233 31V30H232ZM12 32V31H11ZM14 32H15V30H14ZM19 32V31H18ZM18 32H16V34H15V36L17 35V33ZM71 32V31H70ZM99 32V31H98ZM213 32V31H212ZM222 32V31H221ZM216 33H217V31H216ZM236 32H234V34H235ZM257 33H259V32H257ZM6 34V33H5ZM11 34V33H10ZM37 34V33H36ZM45 34V33H44ZM105 34V33H104ZM113 34V33H112ZM122 34V33H121ZM225 34V33H224ZM233 34V35H234ZM21 35V36H22ZM34 35H35V32H34ZM33 35V36H34ZM38 35V34H37ZM91 35H93V34H91ZM90 35V36H91ZM98 35V34H97ZM96 35V36H97ZM102 35H103V33H102ZM217 35V34H216ZM215 35V36H216ZM54 36V35H53ZM100 36V35H99ZM112 36V35H111ZM224 36V35H223ZM226 36V35H225ZM259 36V35H258ZM264 36V35H263ZM7 37V36H6ZM14 37V36H13ZM27 37H29L28 35H27ZM27 37H25V38H27ZM38 37V36H37ZM55 37V36H54ZM104 37H106L105 35H104ZM108 37V36H107ZM106 37V38H107ZM117 37V36H116ZM249 37V36H248ZM8 38V37H7ZM16 38V37H15ZM14 38V39H15ZM31 38V37H30ZM34 38H35V36H34ZM56 38V37H55ZM91 38V37H90ZM111 37H109V39H110ZM119 38V37H118ZM118 38H115V36H114V38L112 37V40L113 39H117L118 40ZM122 38V37H121ZM130 38V37H129ZM142 38V37H141ZM144 39H145V37H143ZM154 38V37H153ZM216 38H217V36H216ZM256 38H258V37H256ZM255 38V39H256ZM260 38H261V36H260ZM10 39V38H9ZM17 39V38H16ZM28 39V38H27ZM87 39V38H86ZM95 39H97V38H95ZM101 39V38H100ZM127 39V38H126ZM126 39H124V40H126ZM132 39V38H131ZM136 39V38H135ZM134 39V40H135ZM143 39V40H144ZM156 39L157 38H155V39H151V40H153L154 42H155V44H156ZM159 39V38H158ZM30 39H28V41H29ZM31 40H36V38L35 39H31ZM30 40V41H31ZM37 40H38V38H37ZM92 40V39H91ZM93 40H94V38H93ZM97 40H99V39H97ZM107 40V42H110V44H112L114 47V50H115V47H117V43H115V42H117V41H112L111 39L110 40H108V39H106ZM133 40V41H134ZM151 40L149 39V37H148V39H147V41L148 42H146V40H144V42H145V45L147 46V43L149 44V46L150 45H153L154 43L153 42H151ZM213 40V39H212ZM253 40V39H252ZM34 41H32V43L34 42ZM88 41V40H87ZM100 41V40H99ZM119 41H120V38H119ZM118 41V42H119ZM131 41V40H130ZM129 41V42H130ZM138 41V40H137ZM219 41V40H218ZM244 41V40H243ZM37 42V41H36ZM49 42V41H48ZM85 42V41H84ZM84 42H82L83 44H81V46L83 45V46H86V48H85V51L88 49V44L87 43H84ZM128 41H126V43H127ZM135 42V41H134ZM160 42H161V40H160ZM160 42H159V44H160ZM212 42V41H211ZM211 42H208L209 44H210V47L211 48H213L214 47V50L216 51V49L217 50H219V46H217L219 43L216 41V40H213V42H214V44H212ZM220 42V41H219ZM232 42V41H231ZM8 43V42H7ZM12 43V42H11ZM19 43V42H18ZM21 43V42H20ZM24 43V42H23ZM22 43V44H23ZM32 43L30 44V45H28L29 46V48L28 47H26L29 51H30V46L32 45ZM35 43V42H34ZM92 44H89V48H92L90 45H93L94 43H98V42H91ZM115 43V44H114ZM124 43V44H123ZM125 43V41H123L122 42V44L120 43V44H118L119 45V47H117L118 49V51L120 52V53H118L117 52V54H116V52L114 51V53H113V55H111V57H113V59L115 58L116 59V56L117 55H119V54H121V55H125V56H127V58L129 59V55H127V53L125 52V54H124V52H122L121 50H123L125 47H127V46H129V45H127ZM137 43H139V45L138 46H136V44L134 45V47H136V48H138V49H136V50H140L141 48H140V43H141V41L140 42H137ZM152 43V44H151ZM204 43H205V41H204ZM224 43V42H223ZM246 43V42H245ZM4 44V43H3ZM45 44V43H44ZM87 44V45H86ZM99 44V43H98ZM100 44H102V43H100ZM129 44V43H128ZM132 43H130V45H131ZM159 44H157V45H159ZM215 44H217L216 46H215ZM221 44V43H220ZM219 44V45H220ZM19 45V44H18ZM35 45H37V44H35ZM95 45V44H94ZM122 45V46H121ZM125 45V46H124ZM127 45V46H126ZM204 45V44H203ZM239 45V44H238ZM241 45V44H240ZM251 45V44H250ZM21 46V45H20ZM26 46V45H25ZM42 46H43V44H42ZM82 46V47H83ZM99 46V45H98ZM102 46L104 47V45L102 44ZM102 46H101V48H102ZM124 46V48H122ZM260 46V45H259ZM262 46V45H261ZM4 47V46H3ZM17 47V46H16ZM43 47H45V46H43ZM80 47V45L79 46H77L76 48H77V50L76 51H73V52H75V54H76V52H78L79 53V57L77 58V60L78 59H80V61L82 60V61H84V62H86L85 60H84V58L82 59L81 57H83V55L86 53H84L83 52V54L81 53L82 51H81V47ZM142 47V46H141ZM143 47H144V44H143ZM209 46H206L205 48L206 49H208V51L210 50V48H208ZM215 47H216V49H215ZM241 47H242V45H241ZM252 47V46H251ZM78 48H79V50H78ZM100 48V47H99ZM98 48V50H99V53H100V49ZM108 48V47H107ZM131 48H133V45H131L130 46V51L132 50H134V48L133 49H131ZM204 48V47H203ZM204 48V49H205ZM3 49V48H2ZM18 48H15V51L17 50ZM32 49H34V48H32ZM109 49V48H108ZM108 49H106V51L108 50ZM112 49V48H111ZM151 49H153V48H151ZM202 49V48H201ZM204 49H202V50H204ZM225 49V48H224ZM231 49V48H230ZM253 49V48H252ZM251 49V50H252ZM261 50H262V48H260ZM0 50H1V48H0ZM19 50V49H18ZM17 50V51H18ZM96 51L97 52V49L95 50V49H92V51ZM116 50V51H117ZM202 50H199V51H195V53H198V52H200L201 53V61L202 62H204L205 63V61L207 60L208 61V59H209V57L208 56H210V51L208 52L207 50H205L204 51V53L203 52H201ZM226 50H229V49H226ZM14 50H12V52H13ZM14 51V52H15ZM28 51V52H29ZM43 51H44V48H43ZM89 51H91L90 49H88V52ZM101 51H105L104 50V48L103 49H101ZM124 51V50H123ZM125 51H127L128 52V49L126 50V48H125ZM207 51V52H206ZM213 51V50H212ZM211 51V52H212ZM220 51V50H219ZM245 51H246V49H245ZM18 52H20V50L18 51ZM32 52V51H31ZM112 52H113V50H112ZM135 52V51H134ZM133 52V54H135ZM218 52V51H217ZM224 52H226V51H224ZM231 54H229L228 52H227V54H229V55H227V54H225L226 56H224V57H228V56H230V57H232L233 59L235 58L233 55V53L231 52V51H229ZM236 52V51H235ZM251 52V51H250ZM262 52H264L263 50H262ZM35 53V52H34ZM77 53V54H78ZM90 53H92V55H93V53H95V52H90ZM108 56L110 55V52L109 53H107V52H105ZM130 53V52H129ZM132 53V52H131ZM147 53H149V52H147ZM205 53H209V54H207L206 55V57H208L207 59L205 58V56L203 57L202 55L204 54L205 55ZM219 53V52H218ZM259 53V52H258ZM14 54V53H13ZM19 54V53H18ZM18 54H15V55H13V56H15V58H16V55H18ZM20 54H24V53H20ZM19 54V55H20ZM29 54V53H28ZM27 54V55H28ZM38 54V53H37ZM100 54H102V53H100ZM99 54V55H100ZM104 55L102 58H99V59H97V58H95V60L98 62L97 63V65L100 63V62H104L106 59H108L107 57V55ZM115 54V55H114ZM138 53H136L135 55H137ZM146 55V52L144 53V52H141L140 53V56L141 55ZM191 54H193V53H191ZM223 54V53H222ZM25 55V54H24ZM24 55H21V56H24ZM31 55V54H30ZM60 55V54H59ZM73 55H74V53H73ZM73 55H72V57H73ZM81 55V56H80ZM91 56V54H88V56ZM103 55V54H102ZM139 55V54H138ZM150 55V54H149ZM149 55H147V57L149 56ZM240 54H238V56H239ZM246 55V54H245ZM255 55V54H254ZM21 56H19V57H21ZM93 56H95V54L93 55ZM105 56H107L106 58H105ZM132 56V55H131ZM195 56H196V54H195ZM248 56H250V53H249V55ZM260 56V55H259ZM18 57V56H17ZM30 57V56H29ZM67 57V56H66ZM71 57V58H72ZM76 57V56H75ZM99 57H101V56H99ZM137 57V56H136ZM145 57V56H144ZM144 57H143V59L142 60H146L147 59V57H145L146 59H144ZM240 57V56H239ZM239 57H236V58H239ZM241 61L244 59L243 58V56L241 55ZM255 57H257V56H255ZM263 57H264V55H263ZM262 57V58H263ZM14 58V59H15ZM64 58V57H63ZM71 58L69 59V60H71ZM120 58V57H119ZM133 58V57H132ZM132 58H130L129 60H131V61H129V63L130 64H128V65H130V68H131V66L133 65V64H135V63H132V62H134V60L136 59H133V61H132ZM140 58V57H139ZM210 58H211V56H210ZM235 58V59H236ZM246 59L248 58V57H245ZM252 58H254V56L252 57ZM251 58V61H250V58H248L249 59V62H252V59ZM261 58V57H260ZM1 59H3V57L1 58ZM6 59V58H5ZM102 59H103V61H102ZM127 59V60H128ZM206 59V60H205ZM215 59V58H214ZM232 59V60H233ZM255 59V58H254ZM60 60V59H59ZM59 60H57L58 62H59ZM65 60V59H64ZM77 60H75L74 61V59H73V61L74 62H76V63H74L73 61H71V62H73V64H75V65H78L77 63L78 62H80L79 60L77 61ZM100 62H99V61ZM127 60H125V62L127 61ZM139 60V59H138ZM148 60V59H147ZM146 60V61H147ZM192 60V59H191ZM203 60H205V61H203ZM238 60V59H237ZM258 60H259V57H258ZM258 60H255V62H258ZM15 61H16V59H15ZM96 61H94V63L96 62ZM110 62H112V61H110L109 59L108 60H106V64L107 65H109V63ZM145 61V62H146ZM155 61V60H154ZM241 61H239L240 63H241ZM263 61V60H262ZM1 63H3L2 61H0ZM11 62V61H10ZM33 62V61H32ZM57 62V63H58ZM62 62H64L63 60H62ZM83 62V63H84ZM89 62V61H88ZM122 62H124V61H122ZM121 62V64H123ZM124 62V63H125ZM136 62H137V60H136ZM185 62H186V60H185ZM209 62V61H208ZM235 61H233V63H234ZM253 62H254V60H253ZM22 63V62H21ZM46 63V62H45ZM66 63H68V62H66ZM81 63V62H80ZM82 63V64H83ZM91 64H93L92 62H90ZM117 63V62H116ZM132 63V64H131ZM138 63H139V61H138ZM138 63H137V65H138ZM140 63H144V61H142V62H140ZM139 63V64H140ZM164 63V62H163ZM10 64V63H9ZM71 64L72 63H70V67H72L71 66ZM72 64V65H73ZM82 64H79L80 65V67H82L81 65ZM88 64V63H87ZM91 64H89V65H91ZM106 64H104L105 65V67L107 66ZM119 64V63H118ZM120 64V65H121ZM153 64H154V62H153ZM202 64V63H201ZM238 64V63H237ZM244 64V63H243ZM253 64V63H252ZM256 64V63H255ZM257 64H259V63H257ZM2 65V64H1ZM11 65V64H10ZM18 65V64H17ZM22 64H20V66H21ZM26 65V64H25ZM55 65V64H54ZM60 65V64H59ZM68 65V64H67ZM85 65H86V63H85ZM88 65V66H89ZM113 63H111V66L113 67ZM125 65H127L126 63H125ZM125 65L123 64L121 67L123 68V66L125 67ZM128 65L126 66L127 68H125V69H127V71H126V74H127V72H128V74L129 75H131V76H135V70L134 69H136L137 67V65L135 66L136 68H131V70L128 68ZM156 65V66H155ZM154 66H155V68L158 66V63L157 64H155ZM168 65V64H167ZM207 65V64H206ZM209 65V64H208ZM247 65V64H246ZM250 65H251V63H250ZM250 65H248V66H250ZM260 66L259 67H261V64H259ZM263 65V64H262ZM4 66H5V63H4ZM28 68H29V63H28ZM26 66V67H27ZM84 66V65H83ZM93 66V65H92ZM99 66L101 67V64H99ZM160 66V65H159ZM173 66V65H172ZM242 66V65H241ZM252 66H254V64L252 65ZM258 66V65H257ZM264 66V65H263ZM19 67V66H18ZM74 65H73V67L71 68V73H74ZM78 67V66H77ZM86 67V69L88 68L87 66H85ZM121 67H120V69H121ZM133 67V66H132ZM152 66L150 65V68H151ZM163 67V66H162ZM206 68H205V71L203 72V75H204V73L207 71V69L208 68H210L211 67V65L208 67V66H205ZM217 67V66H216ZM227 67V66H226ZM226 67H225V70H226ZM22 68H23V65H22ZM55 68V67H54ZM53 68V69H54ZM62 68V67H61ZM65 68V67H64ZM79 68V67H78ZM83 69H84V71H85V68L84 67H82ZM97 68V70H98V66L96 67ZM96 68H94V69H96ZM107 68V67H106ZM110 69H113V68H111V67H109ZM115 68V67H114ZM116 68H117V66H116ZM115 68V69H116ZM154 67H152V69H153ZM158 68V67H157ZM157 68H156V70H157ZM246 68V67H245ZM254 68V67H253ZM12 69V68H11ZM21 69V68H20ZM24 69V68H23ZM23 69H21V70H23ZM57 69V67L54 69V70H56ZM66 69H68V67L66 68ZM75 69H77L76 67H75ZM81 68H79V69H77V70H80ZM88 69H91L92 70V68H91V66L88 68ZM88 69H87V71H85V72H87L88 73V75H89V72H91V70H89V72H88ZM102 69H103V67H102ZM110 69H109V71H110ZM114 69V70H115ZM120 69L118 70L119 71V73H120ZM239 69H240V67H239ZM244 69V68H243ZM242 69V70H243ZM7 70V69H6ZM13 70H15V69H13ZM50 70V69H49ZM57 70H60V68L59 69H57ZM62 70H63V68H62ZM65 70V69H64ZM100 70V72L102 71L101 69H99ZM122 70V69H121ZM130 70V71H129ZM133 70V71H132ZM154 71H155V69H153ZM160 70H161V67H160ZM175 70V69H174ZM189 71H190V69H188ZM188 70H186V71H188ZM215 69H213V71H214ZM241 70V71H242ZM245 70V69H244ZM248 70H250V68L248 69ZM247 70V71H248ZM258 70H262V72H263V69L262 68H258ZM47 71V70H46ZM96 71V70H95ZM116 71H117V69L115 70V71H113L112 70V73H108V76H109V74L110 75H114V74H116ZM131 71H132V74H131ZM168 71H169V69H168ZM172 71V70H171ZM209 71H211L210 69H208V71H207V73L209 72ZM227 71V70H226ZM20 72H22V71H20ZM63 72V71H62ZM77 72H79V71H77ZM85 72H82L84 75L85 74H87V73H85ZM106 72V71H105ZM105 72H101V74L102 75H100V73L99 72H97V73H94L93 72V74H96V76L94 75V76H92L93 78H92V80L94 79V77H95V79L92 81V83L91 84H89V86H90V90L92 89V91H91V93H90V96H91V98H93L92 97V95L94 96L95 94L94 93H98V94H100V93H102V92H100V91H103L104 90V84L107 82V81H110L109 79L107 80V78L106 77H103V76H105L106 75V73ZM108 72V71H107ZM121 72H123V71H121ZM130 72V73H129ZM137 72V71H136ZM164 72H166V71H164ZM174 72H176V70L174 71ZM245 72V74L244 75H247L248 76V78H250V76L252 75V74H250V76H249V74L248 73H250L249 71L248 72H246V70L245 71H243V72H241V73H244ZM259 73H257L258 75H260L261 73V71H258ZM8 73H10V72H8ZM24 73V72H23ZM23 73L21 74L22 76H23ZM70 73V72H69ZM98 73H99V75L101 76L100 78H104V81L102 82V81H100V82H98L99 84H101V82H102V85H104V86H100V85H98L99 87H101V88H99L100 89V91H98L97 89H96V86L94 87V83L96 84V80H98V78H96V77H99L98 76ZM154 73V72H153ZM157 73H160L161 75H164L165 73H161L160 71H159V69H158V71H157ZM156 73V74H157ZM167 73V72H166ZM172 73V72H171ZM215 73H217V75H216V79H217V82H216V86H214L213 88V90L212 89H210L211 91H209V89L208 90H206V89H201V88H199V90L196 88V90L197 91H195V89L193 88V86H192V88L194 89V90H190L191 91V93L189 94V92L187 93V94H189L188 95V97H189V100L187 101V108L186 107H183V109L186 111L185 113H184V116H183V114L180 112V114H181V116H180V118L182 119H180V121L182 122V123H180V121H178L179 123H180V126H179V124L177 123H175L176 125H174L175 127H176V130H177V132H175L176 134L174 135V137L172 136V137H169L168 136V134H166L165 132H163V133H160V134H158V135H156V136H154V135H152V136H146V137H148V139H147V141H146V145H147V148L149 149V152H150V156H149V161L148 162H146V163H139V164H142V165H140V166H133V170L131 171V175H130V182H132L134 185H132L130 182H129V185L131 186H133V188H134V186H136V190H137V192H138V195H137V198L135 197V199L136 200H133V201H131V202H129V203H126V204H124V203H119V197L115 194V192H114V190L112 189V187L110 186V184H109V178H108V167L106 166V165H108V164H105L104 165V163L102 164L103 166H102V168L100 169H97L96 170V168L90 163V165H89V170H88V174L87 175H85L86 176V179H84V178H82V176L83 177H85L84 175H82V176H80V178H82V183L80 182V185L81 186H79V185H77L79 188H77L76 187V189H77V196H78V198H80V201L78 200V204H77V210L75 209V210H73L74 212H71V214L69 215V217L65 220V222L63 223V225L61 226V228L58 230V232L57 233H55L56 235L54 236V238L52 239L53 241V243L52 242H49V244H50V246L48 247V246H45V248L46 247H48V248H46V249H42V250H38L37 251V259H38V264H100V262H101V260L100 259H102L101 258V256H100V258L97 256V253H94V251H95V249H98V251H101L100 249H99V247H101V246H99V247H97V248H95V245L96 244H98L99 243V245L100 244H103V245H105L106 244V242L107 241H109V239H111L112 240V238L111 237H114V236H116L117 238H119V239H122V240H124L125 238H128L129 237V235H130V230L131 229H133L132 227H135L136 228V231L137 230H140L141 228V233H142V236L140 237L139 235V233H136V234H138L137 235V239H135V243L133 242V239L131 238L130 240V243H128V246L129 245H131V242H133V244H134V247L131 249V250H127V252L125 251V253H126V255L125 256H123L118 262H117V264H146L148 261H150L152 258H154L155 257V255H157V253L160 251H158V249H160L161 248V246H160V244H165L166 245V243H167V245H168V242L170 241V242H172L173 244H178L179 245V248H180V250H181V253L180 254H178L179 256L181 255V257L183 258L182 260H181V258H180V261L182 262L183 261V264H264V206H262L263 205V203H264V83L262 84V83H259L258 81H256V82H258L259 84H256L255 83V85H253L252 84V87H253V89H255V88H257V87H255L256 85H260V84H262V85H260V90L259 91H257L258 93H256V94H258V95H256L255 97H259L257 100H256V103H254V104H252V103H250V113H249V110L247 111L248 113H249V115L247 114V112H246V110H245V113H246V115H241V114H239V115H241V116H237L236 117V119L231 123V125L230 126H227L226 125V122H225V117L224 116H222V114L223 113H225L226 111H232L231 110V108L229 109V105H231L232 103H231V100L230 99H228V100H225V98H227L226 96H225V98H223L222 97V89L223 88H220V89H218V86L217 85H219V86H221V84H223L222 82H220L221 80L220 79H218V76L220 77V75H219V72L217 71V72H215ZM247 73V74H246ZM252 73V72H251ZM2 74V73H1ZM93 74H91V75H93ZM120 74H122V73H120ZM127 74V75H128ZM160 74H158V79H160ZM202 74V73H201ZM209 75H211L210 73H208ZM225 74H227V72H225L224 73V75L222 74V79L224 80L225 78H227V79H229L230 77L229 76H231V74L229 73V71H228V74H229V78L227 77V76H225ZM43 75V74H42ZM67 75V74H66ZM73 75V74H72ZM79 75H81V74H79ZM84 75H81V76H84ZM90 75V76H91ZM117 75V74H116ZM155 75V74H154ZM175 75H177V74H175ZM175 75L173 74L172 75V77H171V75L169 76L170 78H175ZM178 75H180V74H178ZM254 76H255V74H253ZM252 75V76H253ZM257 75V77H259ZM11 76V75H10ZM17 76V75H16ZM41 76V75H40ZM54 76L55 75H53V79H54ZM65 76V75H64ZM68 76V75H67ZM75 76H76V74H75ZM77 76H78V74H77ZM81 76H79L78 78H81ZM87 76V75H86ZM168 76V75H167ZM167 76H165V78L167 77ZM201 76V75H200ZM214 76H215V74H214ZM251 76V77H252ZM25 77V76H24ZM23 77V78H24ZM49 77V76H48ZM119 77V76H118ZM157 77V76H156ZM168 77V78H169ZM220 77V78H221ZM232 77V76H231ZM244 77V76H243ZM246 77V76H245ZM256 77V76H255ZM261 77V76H260ZM6 78V77H5ZM4 78V79H5ZM10 78H12V77H9V79ZM50 78V77H49ZM67 78V77H66ZM102 78V79H103ZM115 78V77H114ZM114 78H112V79H114ZM121 78V77H120ZM128 78V77H127ZM130 78V77H129ZM161 78H162V76H161ZM1 79V78H0ZM39 79L42 81L44 78H40L39 77ZM64 79V78H63ZM74 79H76V77L74 78ZM83 79V78H82ZM82 79H81V81H82ZM86 79V78H85ZM84 79V80H85ZM88 79V78H87ZM122 79L124 80L125 79V81L126 80H128V79H126V77L125 78H123L122 77ZM216 79H213V82H214V80H216ZM6 80H8V78H6ZM47 79H44L43 81L45 82ZM118 80V79H117ZM146 81H147V79H145ZM165 80H167V78L165 79ZM164 80V81H165ZM175 80H177V78L175 79ZM175 80H174V82H175ZM198 80H200L199 78L197 79V81ZM219 80V81H218ZM226 80V79H225ZM224 80V81H225ZM232 80V79H231ZM256 80H260V78L258 79H256ZM3 81V80H2ZM48 82H50V83H52L53 81H50V80H47ZM70 81V80H69ZM68 81V82H69ZM74 81V80H73ZM72 81V85H73V82ZM89 81V80H88ZM91 81V80H90ZM96 81V82H95ZM116 81V80H115ZM114 81V82H115ZM130 81V80H129ZM163 80H162V82H164ZM179 81V80H178ZM196 81V80H195ZM223 81V82H224ZM252 81V80H251ZM251 81L250 82H248V84L250 83L251 84ZM253 81H255V79L253 80ZM15 82V81H14ZM14 82L12 83V84H14ZM43 82V84H45ZM65 82V81H64ZM78 82H80V80L78 81ZM86 82H87V80H85L84 81V83H85V85H86ZM120 82V84H122L121 83V81H119ZM123 82V81H122ZM144 83H146L145 81H143ZM149 82V81H148ZM218 82H220L219 84H217ZM226 82V81H225ZM5 83H6V81H5ZM97 83V84H98ZM104 83V84H103ZM118 83V82H117ZM150 84H151V82H149ZM161 83V82H160ZM165 83H166V81H165ZM179 83V82H178ZM178 83H176V85H178ZM231 83H232V85H233V81H231ZM252 83H254V82H252ZM10 84H11V82H10ZM11 84V85H12ZM15 84H16V82H15ZM60 84H62V83H60ZM77 85H78V83H76ZM83 84V83H82ZM93 84V85H92ZM96 84V85H97ZM107 84V83H106ZM112 84V83H111ZM123 84H124V82H123ZM122 84V88H124V85ZM148 84V83H147ZM149 84V85H150ZM168 84V83H167ZM166 84V85H167ZM249 84V85H250ZM2 85H4L3 83L1 84V86ZM42 85V84H41ZM48 85V84H47ZM46 85V89H49L48 87L49 86H47ZM85 85H84V88H86L87 89V87H85ZM109 85V84H108ZM115 85H117L116 83H115ZM119 85V84H118ZM148 85V86H149ZM154 85V84H153ZM176 85H174L175 87H176ZM196 85V84H195ZM228 85H231V84H227V86ZM230 86V87H228V88H233V86ZM6 86V85H5ZM51 86V85H50ZM76 86V85H75ZM83 86V85H82ZM88 86V87H89ZM110 86V85H109ZM109 86H107L108 88H111V87H109ZM113 86H114V84H113ZM138 86H139V84H138ZM147 86V87H148ZM171 86H173L172 84H171ZM245 86H247V83H246V85ZM8 87V86H7ZM59 87V86H58ZM93 87V88H92ZM120 87V86H119ZM118 87V88H119ZM143 87V85L141 86V88ZM147 87H143L142 89H145V88H147ZM155 87H157V86H153V89L155 88ZM163 87V86H162ZM166 87V86H165ZM164 87V88H165ZM174 87V88H175ZM198 87H199V85H198ZM200 87H202V85L200 86ZM226 87V86H225ZM250 87V86H249ZM248 87V88H249ZM11 88V87H10ZM43 88H45V86L43 87ZM60 88V87H59ZM61 88H63V86L61 87ZM71 88V87H70ZM78 88V87H77ZM94 88H95V90L97 91H93L94 90ZM161 88V87H160ZM167 88V87H166ZM204 88V87H203ZM211 88V87H210ZM6 89V88H5ZM50 89H51V87H50ZM49 89V90H50ZM72 89V88H71ZM71 89H70V91H71ZM101 89H103V90H101ZM107 89V88H106ZM111 89H113V88H111ZM115 89H117V88H115ZM148 89H150V87L148 88ZM148 89H146L147 91H146V93L147 92H149L148 93V95L149 96H153V94H152V92H156V91H152L151 92V90L150 91H148ZM162 89V88H161ZM169 90H171L170 88H168ZM167 89V90H168ZM243 89H245V88H243ZM251 87H250V91H251ZM55 90V89H54ZM224 90H227V88L226 89H224ZM245 90H248V89H245ZM245 90H243V91H245ZM3 91H5V90H3ZM48 91V90H47ZM52 91V90H51ZM65 91H66V89H65ZM69 91V92H70ZM76 91V90H75ZM80 91V92H79ZM77 93H81V94H83L82 92H84V90L82 89V91H81V88H80V90H79ZM85 91H87V90H85ZM104 91H106V90H104ZM114 90H112V92H113ZM116 91H118V90H116ZM163 91V90H162ZM173 91H174V89H173ZM228 91H232V89L231 90H227V92ZM249 91V90H248ZM49 92V91H48ZM59 91H57V93H58ZM64 92V91H63ZM93 92V93H92ZM100 92V93H99ZM115 92V91H114ZM141 92V91H140ZM151 92V93H150ZM166 92V91H165ZM170 92V91H169ZM226 92V91H225ZM226 92V93H227ZM1 93V92H0ZM3 93H5V92H3ZM52 93H53V91H52ZM56 92L54 93V95L55 96H57L56 94H57ZM71 94H72V92H70ZM109 93V92H108ZM138 93V92H137ZM136 93V94H137ZM145 92H144V94H146ZM173 93H175V92H173ZM224 93V92H223ZM246 93H247V91H246ZM254 93V92H253ZM252 93V94H253ZM254 93V94H255ZM8 94V93H7ZM50 94V93H49ZM59 94H60V96H61V93L59 92ZM58 94V95H59ZM85 94V93H84ZM83 94V95H84ZM233 95V93L231 92L230 94H228V96H232ZM247 94H249V92L247 93ZM5 95V94H4ZM47 95V94H46ZM147 95V94H146ZM146 95H144V97L146 96ZM225 95V94H224ZM227 95V94H226ZM6 96H8V95H6ZM24 96V95H23ZM26 96V95H25ZM60 96L58 97V99L60 98ZM85 96V95H84ZM84 96H80V97H83L82 99H85L86 100V97L84 98ZM149 96H146L147 98L145 99V101L146 100H148V98H149ZM161 96V95H160ZM167 96H171V98L173 97L172 95H171V93L170 94H167ZM244 96V95H243ZM246 96V95H245ZM244 96V97H245ZM250 96V95H249ZM48 97V96H47ZM68 97V96H67ZM70 97H71V95H70ZM69 97V98H70ZM77 97H79V95H76V99H77ZM140 97H143V96H140ZM139 97V98H140ZM154 98H155V96H153ZM152 97V98H153ZM1 98V97H0ZM8 98V97H7ZM90 98V99H91ZM110 98V97H109ZM153 98V99H154ZM246 99H247V97H245ZM52 99V101H50V102H55V101H57V100H54L53 101V99H54V97L53 98H51ZM108 99V98H107ZM149 99H151V98H149ZM174 99V98H173ZM254 99V98H253ZM252 99V100H253ZM60 100V99H59ZM81 100V99H80ZM89 100V99H88ZM251 100V97H250V99L248 100V101H250ZM30 101V100H29ZM35 101H36V99H35ZM44 101H46V100H44ZM69 102L71 101V100H68ZM90 101V100H89ZM154 101H155V99H154ZM169 101V100H168ZM246 101V100H245ZM21 102H23L22 100H21ZM33 102H34V100H33ZM73 102H74V100H73ZM77 102V101H76ZM76 102H74V105L75 104H77ZM82 102H85V101H83L82 100ZM95 103H96V99H95V101H94ZM103 102V101H102ZM148 102V101H147ZM150 102V101H149ZM170 102V101H169ZM251 102H253V101H251ZM38 102L36 101V103L35 104H37ZM43 103V102H42ZM87 103H88V101H87ZM134 103V102H133ZM146 103V102H145ZM151 103H152V101H151ZM151 103H148V105L149 104H151ZM161 103H163L162 101H161ZM32 104V103H31ZM51 104V103H50ZM52 104H55V103H52ZM57 104V103H56ZM70 104V103H69ZM91 105H92V103H90ZM94 104V103H93ZM99 104V103H98ZM108 104V103H107ZM106 104V106H108ZM156 104H157V100H156ZM158 104H159V102H158ZM158 104H157V107H158ZM247 104V103H246ZM251 104H252V108H251ZM62 105H63V103H62ZM102 105V104H101ZM104 106H105V103L103 104ZM131 105V104H130ZM145 105V104H144ZM160 105V104H159ZM184 105H185V103H184ZM243 105V104H242ZM241 105V106H242ZM255 105H257V106H255ZM22 106V105H21ZM24 106V105H23ZM38 106H40V105H38ZM46 106V105H45ZM51 106V105H50ZM69 106H71V105H69ZM79 106V105H78ZM83 106V105H82ZM81 106V107H82ZM96 106H98V105H95V107ZM146 106V105H145ZM152 106V105H151ZM229 106V107H228ZM245 106V104L242 106V107H244ZM247 106H248V104H247ZM246 106V107H247ZM255 106V107H254ZM25 107H27L28 108V106L25 104ZM31 107V106H30ZM60 107V106H59ZM65 107V106H64ZM81 107L79 108V107H75V108H79L80 110H81ZM172 107V106H171ZM231 107H232V105H231ZM18 108H20V107H18ZM40 108V107H39ZM45 108V107H44ZM58 108V107H57ZM72 108H74V107H72ZM85 108V107H84ZM88 108V107H87ZM94 108V107H93ZM23 109V108H22ZM26 109V108H25ZM32 109V108H31ZM33 109H35V107L33 108ZM67 109H69V108H67ZM153 109V108H152ZM154 109H156V106H155V108ZM161 109V108H160ZM225 109V110H224ZM248 109V108H247ZM19 110V109H18ZM46 110H48L47 108H46ZM71 110V109H70ZM73 111H74V109H72ZM72 110H71V114L73 113L72 112ZM75 110H77V109H75ZM148 110H149V108H148ZM156 110H158V109H156ZM155 110V112L157 113V111ZM167 110V109H166ZM165 110V111H166ZM24 111V110H23ZM26 111V110H25ZM38 111V110H37ZM43 111V110H42ZM140 111V110H139ZM153 111V110H152ZM224 111V112H223ZM15 113H20L21 112V109H20V112H16V111H14ZM33 112V114H34V111H32ZM44 112V111H43ZM43 112H42V114H43ZM48 112V111H47ZM59 112H62V111H59ZM64 112V111H63ZM67 111H65V113H66ZM76 112V111H75ZM81 112H83V111H81ZM87 112H88V110H87ZM142 112V111H141ZM167 112H169L168 110H167ZM68 113H70V111H68ZM77 113H78V110H77ZM90 113V112H89ZM95 113V112H94ZM165 113V112H164ZM13 114V113H12ZM26 114H28L27 113V111H26ZM37 114V113H36ZM35 114V115H36ZM42 114H41V116H42ZM71 114H68V115H71ZM91 114V113H90ZM151 115L153 114L152 112L150 113ZM243 114V113H242ZM16 116L18 115V114H15ZM20 115V114H19ZM22 115H24V113L22 112ZM63 115H65V114H63ZM62 115V116H63ZM73 115V114H72ZM71 115V116H72ZM79 115V114H78ZM91 115H94V114H91ZM90 115V117H92L93 118V116H91ZM144 115V114H143ZM234 115V114H233ZM14 116V115H13ZM21 116V115H20ZM28 116V115H27ZM33 116V115H32ZM40 116V117H41ZM67 116V115H66ZM65 116V117H66ZM142 116V115H141ZM10 117V116H9ZM40 117H38V118H40ZM54 117V116H53ZM76 117H77V114H76ZM11 118V117H10ZM24 118V117H23ZM49 118H50V116H49ZM58 118H60V117H58ZM63 118H64V116H63ZM75 118V117H74ZM98 118V117H97ZM171 118V117H170ZM5 119H7V118H5ZM71 119V118H70ZM69 119V120H70ZM75 119H77V118H75ZM114 119V118H113ZM46 120H47V118H46ZM62 120V119H61ZM60 120V121H61ZM68 120V119H67ZM66 120V121H67ZM68 120V121H69ZM95 120V119H94ZM21 121V123H18V124H22V120H20ZM71 121H73V120H71ZM77 121V120H76ZM80 121V120H79ZM87 120H85L84 122H86ZM90 121V120H89ZM88 121V122H89ZM48 122V121H47ZM74 122V121H73ZM73 122H71V124L73 123ZM78 122V121H77ZM91 122V121H90ZM175 122H177V121H175ZM9 123V122H8ZM24 123V122H23ZM54 123H59L58 121L57 122H54ZM62 123V122H61ZM115 123V122H114ZM9 124H11V123H9ZM17 124V123H16ZM65 124V123H64ZM70 124V123H69ZM74 124V123H73ZM77 124V123H76ZM117 124V123H116ZM115 124V125H116ZM154 124V123H153ZM162 124H164V125H162ZM161 125L162 126H164L165 127V123H162ZM166 124H168V122H166ZM24 125H26V124H24ZM27 125H28V123H27ZM78 125V124H77ZM77 125H75V128L77 127ZM112 125V124H111ZM110 125V126H111ZM5 125H3L2 126V128L4 127ZM13 126V125H12ZM33 126V125H32ZM35 126V125H34ZM66 126H67V122H66ZM71 126V125H70ZM117 126V125H116ZM173 126V125H172ZM173 126V127H174ZM14 127H15V125H14ZM21 127H22V125H21ZM73 127V126H72ZM115 127V126H114ZM1 128V127H0ZM5 129L6 128H8V127H4ZM18 128V127H17ZM51 128V127H50ZM60 128V127H59ZM68 128V127H67ZM71 128V127H70ZM74 128V127H73ZM80 128H81V126H80ZM79 128V129H80ZM106 128V127H105ZM116 128V127H115ZM148 128H150V127H148ZM147 128V129H148ZM227 129V132L228 133H230V136L229 137H231V135L234 137L233 139H234V141H235V138L236 139H238V140H240V146H241V150L246 154H244L245 155V157L247 158V162L245 163V164H247V168L246 167H243L244 169L243 170H245V168H246V177H244V179H242L240 182L241 183H239V187L240 188H243V189H245V190H247L248 192H249V194H246L243 198L241 197V200L240 201H238V204L237 205H239V207L241 208V214H231V215H227V213H226V215H225V213L222 215V223H221V225H219V226H216L215 227V232L212 234V235H208V233L206 234V235H204V236H202L201 235V233L199 232V233H196L195 231H189L190 229H187V227H188V223L190 222V223H192L195 219H192V218H190V216H188L187 217V213H185L184 211H178V208L177 207H172V206H170L168 203H165V202H163V200H161V196H162V192L163 191H165V192H167V191H172L173 193L174 192H177V191H179L180 189V187L181 186H183V189H185L186 190V192L184 193V197H183V199H185L186 200V203L188 204L189 202H191L192 203V205L193 206H195L196 208H198V211L199 212H197V217H199V218H203L205 221H206V219L207 218H209V219H211V218H213V214H215L221 207H222V205H223V201L226 199L225 198V193H224V190H223V188H224V186H226V188H227V186H229V184L230 183H226V185H224V181L223 180H225L226 179V181L228 182V179H229V181H231L232 182V180H230V178L232 177V175H234V174H230L231 176L229 177L228 176V174L226 173V175H225V171L223 172V175H224V177H222V178H225V179H222L221 180V178L220 179H218L217 178V176H212V177H209V175L212 173V172H214V171H211V169L209 168V163L208 162H210L209 160H211V158H212V156H211V154L209 153V152H207V148L208 147H210V146H208V147H206L208 144H212V143H214V142H216V141H213V137H218V135L217 134H219L220 135V131H222L223 129ZM9 129V128H8ZM11 129V128H10ZM15 129H16V127H15ZM58 129V128H57ZM56 129V130H57ZM61 129V128H60ZM63 129V128H62ZM69 129V128H68ZM67 129V130H68ZM83 129V128H82ZM81 129V130H82ZM114 129V128H113ZM49 130V129H48ZM51 130H52V128H51ZM59 130V129H58ZM80 130V131H81ZM150 130V129H149ZM158 130V129H157ZM168 130V129H167ZM16 131V130H15ZM25 131H26V129H25ZM53 131H54V128H53ZM151 131H152V129H151ZM230 131V132H229ZM0 132H2V131H0ZM36 132V131H35ZM55 132V131H54ZM57 132V131H56ZM55 132V133H56ZM79 132V131H78ZM149 132V131H148ZM15 133H17V132H15ZM50 133V132H49ZM21 134V133H20ZM22 134H26L25 132H23ZM36 134V133H35ZM60 134H62V133H60ZM174 134V133H173ZM2 135H3V133H2ZM38 135H39V132H38ZM37 135V137H39ZM47 135V134H46ZM76 135V134H75ZM74 135V136H75ZM215 135V136H214ZM18 136V135H17ZM42 136H43V134H42ZM56 136V135H55ZM6 137V136H5ZM41 137V136H40ZM45 137V136H44ZM59 137V136H58ZM228 137V141H230V142H232L233 141V139L232 138H229ZM9 138V137H8ZM13 138H16V136L15 137H13ZM20 138V137H19ZM74 138V137H73ZM42 138H40V140H38V141H41L39 144H41L43 141H44V139H43V141L41 140ZM230 139H232V141L230 140ZM4 140V142H6L5 140L6 139H2V141ZM9 140V139H8ZM7 140V141H8ZM12 140V139H11ZM21 140V139H20ZM47 140V139H46ZM45 140V141H46ZM55 140V139H54ZM71 140V139H70ZM215 140V139H214ZM1 141V140H0ZM2 141H1V143H2ZM16 141V140H15ZM67 141H68V139H67ZM72 141H73V139H72ZM213 141V142H212ZM4 142L2 143V144H4ZM32 142H33V140H32ZM31 142V143H32ZM9 143V142H8ZM15 143H17V141L15 142ZM14 143V144H15ZM36 143H37V141H36ZM35 143V144H36ZM66 143H70V141L69 142H66ZM38 144V143H37ZM71 144V143H70ZM69 144V145H70ZM216 144H217V142H216ZM8 145V144H7ZM13 145V144H12ZM31 145V144H30ZM30 145H25V146H28V147H30ZM232 145V144H231ZM14 146V145H13ZM24 146V147H25ZM55 146H57V145H55ZM54 146V147H55ZM214 146V145H213ZM216 146V145H215ZM214 146V147H215ZM27 147V148H28ZM40 147V146H39ZM59 147H60V145H59ZM58 147V148H59ZM216 147H218V146H216ZM215 147V148H216ZM7 148V147H6ZM27 148H26V150H27ZM33 148H34V146H33ZM41 148V147H40ZM39 148V149H40ZM61 148H63V147H61ZM66 148V147H65ZM70 148V147H69ZM25 149V148H24ZM28 149H30V148H28ZM38 149V150H39ZM60 149V148H59ZM217 149V148H216ZM215 149V150H216ZM219 149V148H218ZM5 151H6V149H4ZM3 149H2V151H4ZM20 150H22L21 148H20ZM52 150H54V151H56V149H52ZM52 150L50 151V152H52ZM62 150V149H61ZM28 151V150H27ZM26 151V152H27ZM35 151H37V150H35ZM59 152H60V150H58ZM19 152H21V151H19ZM38 152H40V150L39 151H37V154H38ZM66 152V151H65ZM172 152H175L176 154H177V156H178V158L177 157H174V159L171 157V153ZM214 152V153H213ZM2 153V152H1ZM18 153V152H17ZM34 153V155H37L35 152H33ZM56 153H57V151H56ZM209 153V154H208ZM211 153L212 154H215V151H211ZM218 153V152H217ZM14 153L12 152V154L11 155H13ZM23 154V153H22ZM22 154H20V155H22ZM30 154H31V157H32V152H30ZM50 154V153H49ZM66 154H67V152H66ZM63 155V154H62ZM53 156V155H52ZM176 156V155H175ZM13 157H15V156H13ZM18 159H19V153H18ZM21 157V156H20ZM35 157V156H34ZM233 157V156H232ZM11 158V157H10ZM23 158H25V157H23ZM44 158V157H43ZM49 158H50V156H49ZM58 158V157H57ZM176 158H177V160H176ZM210 158V159H209ZM27 159V158H26ZM25 159V160H26ZM54 159V158H53ZM62 159V158H61ZM7 160V159H6ZM6 160L4 161V163L6 162ZM24 160V159H23ZM41 160V159H40ZM38 161V160H36V161H38V163L39 164H41L40 162L41 161ZM48 160V159H47ZM19 161V160H18ZM17 161V162H18ZM29 161H31V160H29ZM48 161H50V160H48ZM53 161H55V160H53ZM234 161V160H233ZM8 162V161H7ZM16 162V163H17ZM25 162V161H24ZM57 162V161H56ZM62 162H63V159H62ZM90 162V161H89ZM3 163V164H4ZM14 163V162H13ZM35 163H37V162H35ZM45 163V162H44ZM234 163H235V161H234ZM237 163V162H236ZM6 164V163H5ZM12 164V163H11ZM21 164V161H20V163H19V165ZM30 164V163H29ZM8 165H10L9 163H8ZM13 165V164H12ZM42 166H43V164H41ZM51 165V164H50ZM1 166V165H0ZM15 166H17V165H15ZM15 166H14V168H15ZM52 166H54V163H53V165ZM259 166V167H258ZM30 167H33V165L32 166H30ZM37 167V166H36ZM40 167V166H39ZM60 167V166H59ZM1 168V167H0ZM9 168V167H8ZM17 168V167H16ZM21 168V167H20ZM35 168V167H34ZM45 168V167H44ZM43 168V169H44ZM236 168H238V167H236ZM257 168V169H256ZM18 169V168H17ZM23 169V168H22ZM40 169V168H39ZM85 169V168H84ZM2 170V169H1ZM41 170H42V168H41ZM46 170H48L49 172H50V170H49V168L47 167V169ZM45 170V171H46ZM59 170V169H58ZM253 170H255V172L253 171ZM257 170H258V172H257ZM8 169H7V174H9V173H11V172H9L8 173ZM11 171V170H10ZM19 170H17L16 172H18ZM38 172H41V171H39V170H37ZM84 171H87V169L86 170H84ZM228 171H231V170H228ZM252 171H253V173H252ZM2 173H3V171H1ZM55 172V171H54ZM57 172V171H56ZM59 172V171H58ZM19 173V175L22 173L21 171H19L18 172ZM25 173V172H24ZM46 173V172H45ZM48 173V172H47ZM53 173V172H52ZM215 173H217V171H215ZM242 173H243V171H242ZM14 174H15V172H14ZM39 174V173H38ZM42 174V173H41ZM57 174V173H56ZM219 174H221V173H219ZM3 175V174H2ZM11 175V174H10ZM18 175V174H17ZM16 175V176H17ZM23 175V174H22ZM28 175V174H27ZM32 174H30L29 175V177L31 176ZM45 175V174H44ZM46 175H48V174H46ZM40 176L42 179H44L45 177H47V176ZM50 175V174H49ZM54 175V174H53ZM213 175V174H212ZM214 175H216V174H214ZM4 176V175H3ZM5 176H6V173H5ZM9 176V175H8ZM24 176V175H23ZM226 176V177H225ZM227 176L229 177V178H227ZM33 177V176H32ZM35 177V179L37 178L36 176H34ZM38 177H39V175H38ZM242 177V178H243ZM17 178V177H16ZM4 179H6V177L4 178ZM42 179H40V181H41V183H43V181H42ZM232 179V178H231ZM21 180V179H20ZM19 180V181H20ZM27 180H29V179H26V181ZM78 180H80V179H78ZM7 181V180H6ZM5 181V182H6ZM38 181V180H37ZM36 181V182H37ZM1 182H2V179H1ZM35 182V181H34ZM221 182L223 183V185L221 184ZM3 183V182H2ZM9 183V182H8ZM13 183V182H12ZM16 183H17V180H16ZM19 183H21V182H19ZM38 183V182H37ZM41 183H39V184H41ZM14 184V183H13ZM24 184H25V182H24ZM35 185H37V184H35ZM42 185V184H41ZM231 185V184H230ZM16 186V185H15ZM24 186V185H23ZM32 186H33V183H32ZM209 186V187H208ZM8 187V186H7ZM9 187H11V186H9ZM36 187V186H35ZM37 187H38V185H37ZM81 187V188H80ZM132 188V187H131ZM132 188V192L131 193H133L134 192V190H135V188L133 189ZM230 188V187H229ZM1 189V188H0ZM16 189H17V187H16ZM30 190V189H29ZM240 190V189H239ZM239 190H238V192H239ZM1 191V190H0ZM13 191H14V189H13ZM12 191V193H14ZM19 191V190H18ZM169 191V192H170ZM11 192V191H10ZM24 192H25V190H24ZM164 192V193H165ZM244 192V191H243ZM243 192L241 191V194H243ZM16 193V192H15ZM14 193V194H15ZM17 193H20V191L19 192H17ZM16 193V194H17ZM26 193V192H25ZM37 193V192H36ZM31 194V193H30ZM240 194V193H239ZM11 195H13V194H11ZM39 195V194H38ZM2 196V195H1ZM18 196V198H20L19 197V195H17ZM32 196V195H31ZM13 197H16L15 195L13 196ZM21 197H24V195L22 194V196ZM25 198V197H24ZM5 199V198H4ZM26 199L27 200H29L30 201V198L28 199L27 197H26ZM8 200V199H7ZM11 201V200H10ZM22 201V200H21ZM228 201V200H227ZM4 202V201H3ZM8 202V201H7ZM18 202H20V200L18 201ZM24 202V201H23ZM35 202H36V200H35ZM25 203V202H24ZM174 202H172V204H173ZM179 203V204H178ZM177 203V205H181L180 203L181 202H178ZM5 204V203H4ZM9 204V203H8ZM21 204H23L22 202H20V206L22 207V205ZM26 204V206H30V205H27V203H25ZM29 204V203H28ZM31 204H32V202H31ZM234 204H235V202H234ZM6 205V204H5ZM12 205V204H11ZM184 204H182V206H183ZM186 205V204H185ZM6 208H9V207H7V206H5ZM11 207V206H10ZM181 207V206H180ZM185 207V206H184ZM187 207V208H186ZM186 209H188L189 207L186 205ZM236 207V206H235ZM6 208H4V209H6ZM233 207H230V209H232ZM1 209V208H0ZM229 209V210H230ZM8 210V209H7ZM228 210V211H229ZM230 211H233V210H230ZM236 211H237V209H236ZM80 212H82V213H80ZM180 212V213H179ZM182 212V213H181ZM186 212H188V213H190V211H186ZM2 213H4L3 211H2ZM104 213V214H103ZM1 214V213H0ZM186 214V215H185ZM4 215V214H3ZM7 215V214H6ZM89 215L90 216H92L93 215V222H92V224L88 227L87 225H86V218H88L89 217ZM194 215V214H193ZM188 218H186V217ZM5 217V216H4ZM19 217V216H18ZM23 218H25V216L23 217ZM22 218V219H23ZM146 218H148V219H150L151 220V222L150 223H146L145 224V219ZM191 220H190V219ZM20 219V218H19ZM26 219H27V221L29 220L28 219V217H26ZM21 220V219H20ZM23 220H25V219H23ZM22 221V220H21ZM0 222H2V221H0ZM28 222H31V220L30 221H28ZM4 223H5V221H4ZM23 224H25L26 223V221L25 222H22ZM22 223H19V224H17V225H21ZM1 224V223H0ZM219 224H220V222H219ZM12 225L13 224H11V225H7V230H8V226L10 227V229H11V227H12ZM17 225H15V226H17ZM14 226V225H13ZM14 226V227H15ZM21 227V226H20ZM19 227V228H20ZM13 228V227H12ZM22 229V228H21ZM20 229V230H21ZM24 229H26V227L24 228ZM213 230V231H214ZM4 231V230H3ZM3 231H0V234L3 232ZM5 232V231H4ZM3 232V233H4ZM11 232V231H10ZM212 232V231H211ZM27 233H29V232H27ZM32 233V232H31ZM31 233H30V235H31ZM82 233H84V234H82ZM6 234V233H5ZM12 235H13V233H11ZM11 234H7V235H9L10 237H11ZM15 235V234H14ZM28 235V234H27ZM83 235H84V237H83ZM132 235H133V232H132ZM1 237H0V239L1 238H3V235H0ZM4 237H5V235H4ZM22 237H24V233H23V235H22ZM39 237V236H38ZM140 237V238H139ZM208 237V238H207ZM7 238V237H6ZM13 238V237H12ZM15 238V237H14ZM25 238H27L26 240H24L23 238V241H26V243L24 242V245L23 246H25V244H26V248H24L23 247V249L24 250H26V251H24L23 252V249H22V253H25V252H28V251H32L31 253H32V255L34 254V252H35V246H34V243H33V239H32V235L29 237H27V236H25ZM37 238V237H36ZM206 238H207V240H206ZM5 239V238H4ZM8 239H9V241H10V239L11 238H9L8 237ZM1 240H3V239H1ZM6 240L7 239H5V241L4 242H6ZM40 240V238H38V241ZM110 240V241H111ZM126 240V239H125ZM16 240H12V242H15ZM18 241V240H17ZM16 241V242H17ZM23 241L21 242V243H23ZM126 241H128L129 242V240H126ZM20 242H19V245H21L20 244ZM112 242H113V240H112ZM112 242H110L109 244L111 245V243ZM206 242H207V244H206ZM51 243H52V245H51ZM127 243V242H126ZM171 243V244H172ZM12 244V243H11ZM15 244V243H14ZM13 244V245H14ZM116 244V246H118L119 247V244L118 243H115ZM118 244V245H117ZM8 246V245H7ZM15 246V245H14ZM40 246V245H39ZM160 246V247H159ZM9 247V246H8ZM17 247V246H16ZM22 247V246H21ZM35 247V248H34ZM37 247H38V245H37ZM174 247V246H173ZM39 248V247H38ZM95 248V249H94ZM102 248V247H101ZM19 249V248H18ZM35 249V250H34ZM108 250H109V245H108V248H107ZM122 249V248H121ZM171 249H173V248H171ZM12 251V250H11ZM17 251V250H16ZM68 251H70V255L68 256ZM5 252V251H4ZM8 252H10V251H8ZM105 252H107V251H105ZM119 252V251H118ZM120 252H121V250H120ZM166 252H168L167 251V249H166ZM0 253H1V251H0ZM101 253H102V251H101ZM168 253H170V251L168 252ZM167 253V254H168ZM10 254V253H9ZM15 254H16V252H15ZM18 254V256H19V253H17ZM26 254H29V253H26ZM97 256V257H94L95 255ZM105 255H104V257L107 255L106 253H104ZM3 255V254H2ZM24 254H22V256L21 257H26L27 255H24ZM30 255V254H29ZM32 255H30V256H32ZM10 256V255H9ZM12 256V255H11ZM15 256V255H14ZM30 256H27V257H29L30 258ZM103 256V255H102ZM112 256V255H111ZM3 257H4V255H3ZM20 257V256H19ZM160 257V256H159ZM176 257H178V256H174L173 258L175 259V260H173V259H171V260H173V264H180L179 262H177V261H179ZM13 257H11V258H9L10 259V261H11V259H12ZM23 258H20L19 260H21V259H23ZM34 256L32 257V260L34 261ZM106 258H108V257H106ZM116 259L115 257H111V259ZM179 258V257H178ZM5 259H6V257L3 259L4 261H5ZM166 259H167V257H166ZM177 259V260H176ZM14 260V259H13ZM12 260V261H13ZM23 260H27L28 261V259L27 258H25V259H23ZM32 260H29L28 262L30 263V264H32ZM10 261H9V263H10ZM16 261V260H15ZM19 262V261H18ZM17 262V263H18ZM23 262V261H22ZM28 262H26L25 261V263L26 264H28ZM8 263V264H9ZM24 263V262H23ZM160 263H162V262H160ZM159 263V264H160ZM4 264H5V262H4ZM110 264V263H109Z\"/></svg>",
    "mask_w": 264,
    "mask_h": 264
}]
</instances>
